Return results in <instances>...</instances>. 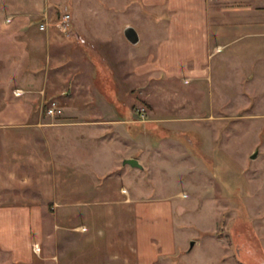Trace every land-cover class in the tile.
Listing matches in <instances>:
<instances>
[{
	"label": "rangeland",
	"instance_id": "rangeland-1",
	"mask_svg": "<svg viewBox=\"0 0 264 264\" xmlns=\"http://www.w3.org/2000/svg\"><path fill=\"white\" fill-rule=\"evenodd\" d=\"M48 3L52 9L42 23L45 29L49 19L59 24V32L73 44V61L61 76L50 61L52 70L40 78L42 92L28 96L41 106L43 115H49V105L56 102L63 114L51 117L88 118L91 126L112 128L103 132L102 142H88L86 150L81 147L85 140H69L78 127L40 128L46 137L52 130L64 136V151L51 173H38L35 184L31 175L21 181L26 187L22 197L48 212L44 237L40 245L32 246L30 261L0 250V264H136L132 242L138 227L153 237L154 246H163L171 229L178 250L170 258L172 264H202L194 242L203 239V231L224 240L216 252L219 259L228 258L220 259V264L232 259L238 264H264V38L235 37L218 51L212 44L213 56L193 79L168 78L157 71L136 75L120 68L128 62L124 52L137 53L140 66L147 50L156 51L155 42L147 45L163 36L160 28L171 16L166 7L150 6L145 0ZM252 5L262 9L264 0ZM67 13L71 19L64 27L61 22ZM128 26L139 31L136 46L123 34ZM99 51L105 58L98 57ZM84 64L91 66L90 78L81 75L86 73ZM69 107L78 108L70 112ZM118 121L131 138L147 136L158 148L156 159L135 147L127 149L146 168L122 165L127 154L119 148V140L110 139ZM48 141L43 150L52 153ZM142 144L145 149L146 143ZM83 177L93 189H67L82 185ZM134 183L142 188L133 190L135 197L147 205L139 215L136 202L120 203L125 197L121 186L129 189ZM76 196L92 203L71 215L64 203ZM55 202L62 205L56 207ZM158 203L170 207L171 216L168 210L154 211ZM233 236L236 252H227L224 246H233ZM158 259L163 263L167 257L160 253Z\"/></svg>",
	"mask_w": 264,
	"mask_h": 264
},
{
	"label": "crops",
	"instance_id": "crops-1",
	"mask_svg": "<svg viewBox=\"0 0 264 264\" xmlns=\"http://www.w3.org/2000/svg\"><path fill=\"white\" fill-rule=\"evenodd\" d=\"M254 1L145 0L150 6L166 7L171 16L167 23L161 28L158 27L164 31L163 36L156 41L153 38L148 42V47L151 45L150 42H155L156 51L151 53V50H147L149 54H146V58H143L144 62L139 66L138 61L135 60L137 53L128 54L130 51L127 49L124 57L128 59V62L126 64L123 62L120 68H129L130 73L136 75L140 72L144 74L157 71L168 78L193 79L200 76L205 63L214 54L213 49L218 51L229 42L233 43L234 40L231 39L235 37L237 39L243 36L264 38V8L257 9V6L252 5ZM48 2L49 0H0V94L3 95L0 102V250H4L19 261H30L33 257L32 246L40 245L42 242L45 229L43 219L45 214H48L39 203L27 202L25 197H22L26 187H23L21 181H25L27 176L31 175L36 178L32 177L31 181L34 184L37 183L40 179L36 175L42 172L51 173L53 162L57 163L64 151V136L61 138L56 131L52 130L50 136L46 137L40 128L57 130L59 127H78L79 129L74 131L75 135L69 140L72 143L85 140L86 144L81 146L85 150L89 147L90 141L102 142L106 137L103 132L112 128L111 125L103 128L95 126L100 130L96 131L88 118V120L77 121L43 115L41 106L35 103L32 96H28L31 93L42 92L40 88L44 87H39L40 78L47 77L52 70L50 61H53V70L58 76L64 75L62 71L73 61L71 50L73 44L59 32V24L49 19L48 27L45 30L40 28L52 9L49 8ZM222 41L228 42L222 43ZM98 55L101 58L104 56L102 51H99ZM84 65L86 73L82 71L81 75L90 78L92 75L90 73H93L91 66ZM15 90L18 91V95H13ZM77 108L69 107V110L74 112ZM113 126L116 133L114 138L110 137V139L111 141L119 140V148L125 150L126 159H138L143 168H146L141 158L128 154L129 146L145 151L148 156L154 154L156 159L158 148L150 145V139L147 136L143 139L131 138L122 125V121L116 122ZM47 140L51 144L52 153L43 150L46 148L44 141ZM141 143H146L147 147L144 149V144L140 145ZM115 148L117 149V146ZM155 159L154 164H157ZM122 165L126 164L122 163ZM82 179L84 180L82 185L67 187V189L79 191L93 189L91 182H85L84 177ZM132 185L129 189L127 187L123 189L121 186L119 191L125 197L120 203L136 202V213L139 215L140 212L145 211L144 207L147 205L144 204V199L135 197L133 192V190L142 189L140 185L135 183ZM90 203H92L91 199H80L76 196L64 205L68 207L66 211L73 215L79 212L80 208H84L85 204ZM59 205L62 204L55 202L54 206L59 207ZM149 206L154 207V205ZM155 206L157 208L152 209L158 214H164V210H168V215L170 214V207L167 209L165 204L158 203ZM87 211L89 212V208ZM136 229L134 242H132L135 244L136 264H172L170 258L178 250L175 242L172 241L174 234L170 228L167 242L161 243L163 246L161 244V246H154L153 237L148 233L140 232L139 227ZM235 238L233 236L232 244H230L233 245L232 247L227 242L228 245L224 246L225 251L236 252ZM222 242L224 243V240L212 231H203V239H196L194 242V248L200 247L198 252L200 263L220 264V259L228 258L224 256L219 259L216 252ZM144 243L147 247H144ZM237 250H241V247ZM160 253L167 257L163 263L159 260L160 258L158 259ZM223 263L238 264L233 259Z\"/></svg>",
	"mask_w": 264,
	"mask_h": 264
},
{
	"label": "water",
	"instance_id": "water-1",
	"mask_svg": "<svg viewBox=\"0 0 264 264\" xmlns=\"http://www.w3.org/2000/svg\"><path fill=\"white\" fill-rule=\"evenodd\" d=\"M126 38L128 39V41L134 45L139 44L140 42V35L137 31V29L133 26H128L125 28L124 33ZM256 154H254L252 156V158H255ZM123 164H129L132 167H136V168H143V165L140 164L138 159H133V158H128L124 160ZM194 244V243H193Z\"/></svg>",
	"mask_w": 264,
	"mask_h": 264
},
{
	"label": "built area",
	"instance_id": "built-area-1",
	"mask_svg": "<svg viewBox=\"0 0 264 264\" xmlns=\"http://www.w3.org/2000/svg\"><path fill=\"white\" fill-rule=\"evenodd\" d=\"M70 19L71 15L69 13L65 14L63 16L61 26L67 27L69 25ZM41 29H45V24L41 23ZM47 112L49 115L57 116L63 114V109L56 102H52L51 105H49Z\"/></svg>",
	"mask_w": 264,
	"mask_h": 264
}]
</instances>
